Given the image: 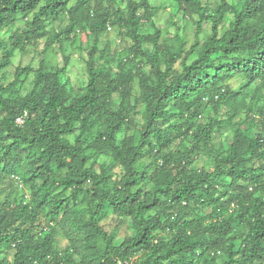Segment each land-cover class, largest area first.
<instances>
[{
  "label": "trees",
  "instance_id": "1",
  "mask_svg": "<svg viewBox=\"0 0 264 264\" xmlns=\"http://www.w3.org/2000/svg\"><path fill=\"white\" fill-rule=\"evenodd\" d=\"M178 1L199 14L189 50L179 35L178 44L162 46L158 30L142 32L153 20L151 0H127L126 15L111 13L102 0H0V182L5 174L14 182L0 202V264H218L220 252L222 264H264V0H217L214 10L202 0ZM20 15L25 26L4 39ZM60 15L68 24L52 34L49 21ZM207 20L211 33L202 40ZM110 23L126 27L133 41L119 70L96 60ZM77 31L95 37L83 90L71 88L68 62L42 63L25 94L31 66L3 80L16 51L42 38L49 49ZM139 56L150 72L142 64L124 67ZM235 75L246 79L243 90L255 85L242 122L234 121L235 111L219 113L239 95L228 84ZM134 81L139 92L132 102ZM205 110L213 114L200 121ZM229 125L233 139L214 154V170L195 168L194 158L210 151L217 130ZM181 138L189 146L178 152L171 147ZM147 153L156 159L153 174L138 169ZM84 202L89 219L75 217ZM113 216L135 224L120 242L118 228L104 224ZM59 225L70 238L65 248L58 245Z\"/></svg>",
  "mask_w": 264,
  "mask_h": 264
},
{
  "label": "rangeland",
  "instance_id": "2",
  "mask_svg": "<svg viewBox=\"0 0 264 264\" xmlns=\"http://www.w3.org/2000/svg\"><path fill=\"white\" fill-rule=\"evenodd\" d=\"M209 10H214L217 6V0H202ZM95 3V0H92ZM72 3H75L73 0ZM153 5V20L146 22L143 25L142 32L152 35L157 30L160 32L159 44L165 46L167 44H178L177 35H179L185 44V49L189 50L197 40V21L199 20L198 12L187 7L185 3L179 4L178 0H151ZM104 7L116 14L119 9L123 10L125 15L127 14V0H102ZM233 15H229V19H232ZM26 18L22 15L19 16L15 24L9 26L3 31V38L8 39L15 29H21L26 24ZM69 18L64 15H60L59 18L49 21L48 27L52 34L59 31L61 28L68 24ZM111 29H107L106 32L98 39V51L96 53V60L100 64L107 66H113L115 70H119V63L121 59L127 58V54L130 51L133 41L128 35L126 27H120L110 23ZM229 25V20L223 24V29H226ZM211 33V22L205 21L200 33V38L203 40L207 38ZM95 44V37L90 34L89 31H77L71 38L65 41L63 44L55 43L49 49L45 48L46 38L40 39L36 44L27 47L26 51H16L12 58V65L7 67L3 73V80L6 83H10L14 79V73L19 66H31L33 71L26 77L27 80L23 84L21 92L23 94L30 91L34 85L35 70H37L42 63L46 67H58L61 68L67 64L66 76L69 79L70 86L74 92H78L84 89L88 80L87 60L89 58L88 51ZM149 51L153 49L151 45L145 46ZM67 57L69 58L67 61ZM124 62V67H134L136 64H142L143 67L150 72L151 65L144 57H135L132 61L131 58ZM179 63L177 67H179ZM164 67V66H163ZM246 79L241 75H235L229 80V85L233 90L238 92V96L229 98L222 107L219 109V113L222 117L231 115L233 111L236 112L234 121L243 120L245 118L246 108L249 103L253 101L255 85L250 86L247 91L242 89ZM240 90H242L240 92ZM139 92V86L136 81L133 83L132 95L130 100L133 102L135 94ZM120 103V96L114 95V105L118 106ZM213 111L205 110L203 117L200 121H207L208 115H212ZM0 114V118H1ZM255 124L253 126V132L257 133L262 131L259 119L255 118ZM136 121L141 123L143 121L142 113L139 112L136 115ZM242 122V121H241ZM242 127H246V124L242 123ZM126 130L119 133V139H123L126 135ZM233 125L224 126L217 130L214 138V143L210 151H202L198 156L194 158L193 166L199 170L213 171L214 154L224 152L233 139ZM189 146L187 139H177L172 149L183 152ZM156 159L153 154H145L138 162V169L140 171L153 174L156 167ZM117 171L119 168L116 169ZM11 189H14V182L11 176L5 174V178L0 182V202L4 201L8 196ZM263 190L252 189L251 192L259 194ZM264 192V191H263ZM25 193L28 195L27 189ZM211 211V207H208L207 212ZM75 217L89 219L91 217V208L87 202H84L75 207ZM104 224L107 230L112 231L116 227L118 228L119 237L118 242L128 234L129 227H135V224L131 221H125L120 223L118 219L113 216L104 220ZM58 245L61 248H65L70 243V238L64 233V228L59 225ZM225 255L223 252L217 257L218 264H222Z\"/></svg>",
  "mask_w": 264,
  "mask_h": 264
},
{
  "label": "built area",
  "instance_id": "3",
  "mask_svg": "<svg viewBox=\"0 0 264 264\" xmlns=\"http://www.w3.org/2000/svg\"><path fill=\"white\" fill-rule=\"evenodd\" d=\"M23 122H24V116H21V117L17 118V123L18 124H23ZM118 264H133V263L130 262V261L129 262L128 261H126V262L119 261Z\"/></svg>",
  "mask_w": 264,
  "mask_h": 264
},
{
  "label": "clouds",
  "instance_id": "4",
  "mask_svg": "<svg viewBox=\"0 0 264 264\" xmlns=\"http://www.w3.org/2000/svg\"><path fill=\"white\" fill-rule=\"evenodd\" d=\"M108 28L111 29V25L110 24L108 25Z\"/></svg>",
  "mask_w": 264,
  "mask_h": 264
}]
</instances>
